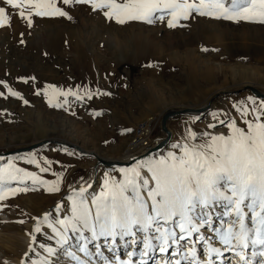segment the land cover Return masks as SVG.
Returning a JSON list of instances; mask_svg holds the SVG:
<instances>
[{"label": "rangeland", "instance_id": "374dc122", "mask_svg": "<svg viewBox=\"0 0 264 264\" xmlns=\"http://www.w3.org/2000/svg\"><path fill=\"white\" fill-rule=\"evenodd\" d=\"M56 5L68 11L71 19L35 17L31 28L26 22L14 19L10 28L0 29V80L22 96L21 100L0 96V112L4 113L0 115V152L51 139L78 145L98 157L118 159L120 156L114 155L121 153L122 156L124 147L131 141V131L123 130L118 135L117 126L125 120L143 115L144 119L135 121L134 127L151 121V137L154 139L158 129L162 138L160 119L166 111L199 107L215 97L230 100L227 120H235L246 127L242 118L238 120L240 114L233 105L237 103L235 99L247 102L249 97L256 98L244 89V85H254L264 91V24L216 20L195 13L187 20L178 21L175 28L167 27V16L165 21L156 20L152 24L142 21L117 24L101 12L92 11L88 5L64 6L62 0H56ZM55 36L58 38L53 40ZM138 46L144 48V53H138ZM202 48L209 51H201ZM87 60L94 65L82 64ZM197 79L198 85L193 84ZM68 89L79 90L84 99L78 101L72 96L65 98L55 94ZM37 90L39 95L35 94ZM0 92L6 95L2 85ZM88 92L93 94L91 100L87 99ZM147 97L151 105H146ZM49 99L52 106L47 103ZM256 99L257 103L264 101ZM24 100L28 103L24 104ZM57 104L61 106L57 107ZM208 119L195 118L191 124L203 132H212L213 129L208 127L211 123L207 125ZM111 121H115V125ZM212 124L217 129L220 123ZM111 135L114 138L122 136L125 142L122 148L103 144L113 141ZM177 142L183 143L181 139H175L170 140L168 146ZM29 153L41 163L44 158L51 161L50 171L40 173L33 165L23 163L22 157ZM9 160L47 181L57 179L53 172L62 173L61 191L46 192L47 185H37V190L20 192L0 201V264L4 258L19 255L23 240L15 234L18 230L23 231V224L32 217L49 210L51 217L56 218L58 202L69 213L66 197L73 189L85 186L92 177L95 163L94 158L81 157L75 150L47 146L0 157V164ZM118 169L107 171L101 166L87 193L95 186L99 188L93 194L98 193L106 174L119 178ZM26 183L30 189L33 187L31 181ZM11 186L18 185L13 182ZM246 222L250 225V218ZM213 223L218 224L219 220L214 219ZM35 234L34 244L42 246L45 254L31 251L26 259L38 264L41 260L61 264L67 256L63 251L54 256H48L46 252L49 247H57L56 240L49 241L44 229ZM197 248L203 257L202 247L198 245ZM247 251L250 254V249ZM118 254L124 258L125 249L120 248ZM224 254L231 256L228 252ZM105 255L111 254L105 250ZM155 255L163 264V256ZM67 260L74 264L69 257ZM226 262L229 264L231 258ZM149 264L153 262L150 260Z\"/></svg>", "mask_w": 264, "mask_h": 264}, {"label": "snow or ice", "instance_id": "6c2138e0", "mask_svg": "<svg viewBox=\"0 0 264 264\" xmlns=\"http://www.w3.org/2000/svg\"><path fill=\"white\" fill-rule=\"evenodd\" d=\"M62 4L88 5L117 24H152L165 21L167 16V27L175 28L178 21L187 20L192 13L216 20L264 24V0H62ZM45 16L71 19L56 0H0V29L10 28L14 19L31 28L35 17ZM0 85L6 91V95L0 92L4 99H22L7 82L0 80ZM55 94L84 99L79 90ZM44 95L47 97L48 92ZM92 98L88 92L87 99ZM47 103L52 106L50 99ZM233 107L246 127L220 118L227 133H215V124L208 126L213 132L188 129L183 143L172 144L166 154L119 168V178L106 174L98 193L89 195L83 186L73 189L66 197L70 214L61 216L62 205L58 202L56 218L48 213L43 218L32 217L36 223L29 235L47 227L57 245L46 249L48 256L63 251L74 264H149L150 260L160 264L156 253L163 256V264H227L225 252L231 253L232 264H264V101L257 103L249 97ZM22 159L40 173L49 172L52 166L51 161L44 158L41 163L31 153ZM52 175L57 179L47 181L17 167L12 160L0 164V201L37 190V185H47L46 192L61 191L62 173ZM26 181H31V189ZM13 182L18 186L12 187ZM214 219L219 223L214 224ZM204 229L211 235H206ZM198 245L203 249V258ZM120 248L125 249L124 258L118 254ZM105 250L111 255L106 256ZM31 251L30 243L24 256ZM20 264L27 262L21 259ZM39 264L51 262L41 260Z\"/></svg>", "mask_w": 264, "mask_h": 264}, {"label": "crops", "instance_id": "0c3cea01", "mask_svg": "<svg viewBox=\"0 0 264 264\" xmlns=\"http://www.w3.org/2000/svg\"><path fill=\"white\" fill-rule=\"evenodd\" d=\"M198 81H199V79H197L196 83H193V84L198 85ZM147 99H148V102L146 103V105H151L150 102H149V98L148 97H147ZM255 100H257V99L255 98ZM234 102H241V101L239 99H235ZM230 106H231L230 105V100H228L226 98H220V97L218 98V97H215V98H213L211 100L210 108L208 109V111L205 114H200V115L181 114V115H176L174 117H171L167 121V127L170 130V132H171L170 140L173 141L175 139H181V141L183 142L184 141V138L186 137V134H187V130L188 129H192L193 131H195L197 133L203 132L200 127H195L193 124H191V122L195 118H197L198 120L204 119L206 117L209 118L208 121H207V125L209 123L212 124L214 122L219 123V119L220 118H225L226 120L229 119V117H230ZM143 117H144L143 115H140V116H138L136 118L128 119L129 121L128 120H125L123 123L119 124L117 126L118 131H119L118 132V135H121V133H122L121 131H123V130H129L130 129L131 132H132V130L134 129L135 121L138 122V120H140ZM240 118H241V116H238V120L239 121H240ZM111 124L112 125H115V121H111ZM214 131H215V133H220V132L227 133V128L219 124L218 127H217V129H215ZM154 138H156L157 140L163 139V137L161 138V135L158 133V129L156 130V133L154 135ZM110 139L113 140V141H111V142H108V141L103 142V144L106 147L113 146V148H114L115 145H118L119 148H122V146L125 144V142L122 141V136H120L119 138H117V137L114 138L111 135ZM170 140H169V142H170ZM48 147H53V146H48ZM125 147L123 149V152L126 149ZM170 150H172L171 149V146H168V144H167V146H165L164 148H162L159 152H157V153H151V154H155V155L158 154L160 156L161 154H165V153H167ZM117 152L118 151H116V153ZM80 156L82 157V155H80ZM114 156H121V153L119 155L117 154V155H114ZM93 168H94V164H93V167H92V170L94 171ZM104 168H106L107 171H108V169L117 168V167H108V168L107 167H104ZM96 179H97V177H96Z\"/></svg>", "mask_w": 264, "mask_h": 264}, {"label": "water", "instance_id": "95a60500", "mask_svg": "<svg viewBox=\"0 0 264 264\" xmlns=\"http://www.w3.org/2000/svg\"><path fill=\"white\" fill-rule=\"evenodd\" d=\"M244 89L248 90L253 96L260 98V99H264V91L258 89L254 85H244ZM210 104H211V102H209L206 105H203L201 107H184V108L177 109V110L166 111L161 116V119H160V127H161L162 132L164 133V138L161 139L160 141H158L153 147L148 149L143 155H141V157H145L151 153H157L162 148L167 146V144L170 140V137H171V132L167 127L168 119H170L171 117H174L176 115H181V114H193V115L205 114L208 111V109L210 108ZM42 146H53V147L54 146L55 147L62 146L64 148H67L70 150H75L78 153H80V155H82V156L94 158L95 159L94 168H93L94 169V175H93L92 181L89 183V184H91V187L95 183L94 178H96L98 166L99 167L100 166H102V167H127L132 162H134L136 160V158H132L128 161L122 160V159H104V158L98 157L93 152H87V151L83 150L79 146H76V145L67 143L65 141H61V140H51V139L50 140L49 139L41 140V141L31 143V144L23 146V147H18V148L10 149V150L5 151V152H0V157L6 158L8 156L26 153L32 149L39 148ZM77 188L79 189L80 187H77ZM86 188L89 189L88 186Z\"/></svg>", "mask_w": 264, "mask_h": 264}, {"label": "bare ground", "instance_id": "6f19581e", "mask_svg": "<svg viewBox=\"0 0 264 264\" xmlns=\"http://www.w3.org/2000/svg\"><path fill=\"white\" fill-rule=\"evenodd\" d=\"M16 22V21H15ZM12 30H15L14 29V27L12 28ZM11 31V30H10ZM62 37H64V35L62 36ZM56 38H58L57 36H55L54 38H53V40H55ZM141 42V41H140ZM138 53H144V48H142L141 46H138ZM84 59V58H83ZM82 64H84V65H86L87 67H91V66H93L92 64H91V62H90V60L88 61H83V63ZM207 103H209V101H207L205 104H203V105H206ZM203 105H201V106H203ZM201 106H199V107H201ZM45 140H47V139H45ZM41 141V140H40ZM129 145L127 146V148L124 150V152L122 153V156H120V158H118V159H123V160H128V159H130L131 157H133V156H135V155H138V154H140V153H142V152H144L146 149H147V147L146 146H149V147H152L154 144H155V142L154 141H149V143H148V145H146V146H142V144L139 142V141H134V142H132V141H130L129 143H128ZM150 144H152L151 146H150ZM78 146V145H77ZM85 151H86V149H84ZM88 151V150H87ZM91 151V150H90ZM159 152V151H158ZM98 155V154H97ZM153 156H159V155H155V154H150V155H148V156H146V157H143V158H140V159H138V160H143L144 158H151V157H153ZM101 158H104V159H109L108 157L106 158V157H101ZM132 164H134V162L133 163H131L129 166H131ZM129 166H127V167H129ZM108 168V167H107ZM120 168H122V167H120ZM98 169H99V167H98ZM98 173V172H97ZM93 175L94 174H92V177L90 178V180L85 184V186H83V187H87L88 185H89V183L92 181V179H93ZM94 181H95V178H94ZM97 188H99L98 186H95L94 188H93V190L89 193L88 192V194L89 195H92L95 191H96V189ZM56 206V205H55ZM45 213H48L49 215H50V217H51V212L49 211V210H46L45 212H43L42 214H40L38 217H40V218H43V216H44V214ZM60 215L61 216H63V215H69V213H68V210L66 209V207H61V210H60ZM52 218V217H51ZM36 222L35 221H33V219H31V220H29V222H26L25 224H23V228H24V230L23 231H17L16 232V236L17 237H21L22 238V240H23V248H22V250H21V252L19 253V255H15V256H13L12 258H4L3 259V264H5V262H7V264H20V261H21V259H24L26 262H27V264H32V262L33 261H28L27 259H26V257L24 258V253L29 249V245H30V243L32 244V248H33V251H37V252H39L40 254H45L44 253V251H43V248H42V246H40V247H36V245L34 244L35 243V240H36V237H35V235L36 234H32V235H29V233H31L30 232V229L34 226V224H35ZM44 230H45V236H46V238L49 240V241H52V240H54L55 238L53 237V235H52V232H51V230L50 229H48L47 227H45V228H43ZM32 230V229H31ZM24 231H26V233H23ZM204 231V233L206 234V233H208L207 232V230L206 229H204L203 230ZM209 234V233H208ZM33 236L35 237V239L33 240ZM2 241V240H1ZM51 244H53L52 242H50V245ZM13 250V249H12ZM73 251H74V249H72ZM77 255H79L80 257H81V259H85L86 257H84L83 256V254H81V253H77ZM228 255H225L224 254V259H225V261L227 260H229V258H231V262L229 263V264H232V256H230V257H227ZM177 258H179V257H177ZM201 258H203L202 256H201ZM65 260H63V261H60L61 262V264H71L70 262H68V257L67 256H65V258H64ZM38 264V263H37ZM161 264V263H160Z\"/></svg>", "mask_w": 264, "mask_h": 264}, {"label": "built area", "instance_id": "2783aa9c", "mask_svg": "<svg viewBox=\"0 0 264 264\" xmlns=\"http://www.w3.org/2000/svg\"><path fill=\"white\" fill-rule=\"evenodd\" d=\"M153 126L151 125V121L144 122L137 124L130 135L131 141L136 142L139 141L142 146L148 145L149 141H152V134ZM147 149L150 148L149 146H146ZM141 154V153H140Z\"/></svg>", "mask_w": 264, "mask_h": 264}]
</instances>
